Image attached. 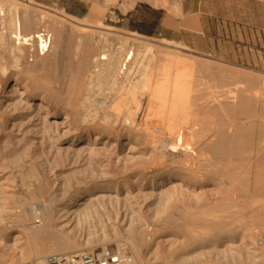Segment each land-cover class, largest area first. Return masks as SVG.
<instances>
[{"label":"rangeland","instance_id":"rangeland-1","mask_svg":"<svg viewBox=\"0 0 264 264\" xmlns=\"http://www.w3.org/2000/svg\"><path fill=\"white\" fill-rule=\"evenodd\" d=\"M14 2L44 16L47 49L0 45V264H31L34 240L53 253L124 245L137 264H264V0ZM126 52L123 73L108 74L101 56ZM169 56L193 92L184 128L194 136L175 153L166 121L153 115L163 130L150 137L121 124L124 71L133 77L142 59L157 74ZM25 87L35 95H19ZM47 219L53 236L36 237Z\"/></svg>","mask_w":264,"mask_h":264},{"label":"bare ground","instance_id":"bare-ground-1","mask_svg":"<svg viewBox=\"0 0 264 264\" xmlns=\"http://www.w3.org/2000/svg\"><path fill=\"white\" fill-rule=\"evenodd\" d=\"M20 10H21V13L19 12ZM42 20H44V16H42V15L37 16V15L30 14V12L28 11L27 8H25V7L21 8V6H19V4L17 2H14V0H0V45L2 47L9 45L10 50H16L18 52H22L21 50L26 49L27 47L31 48V47H34L37 45V49H39L41 51H43V50L46 51V49H47V47H46L47 46V38L45 37V34L42 32V30L37 29V26L35 24L36 21L38 23V22H41ZM48 22H49V20L46 19V21H44L45 25L43 24L44 28L46 29L45 31H46L47 36H48L50 28H51L50 24ZM50 36H51V34H50ZM117 53H118V51H117ZM41 54H43V52H41ZM128 54L129 53L126 52L123 55L122 59L116 53H108L107 55H102L101 59H103V61L102 60L101 61H102L103 68L106 69L107 73L111 75V73H113V70H114V65H116L115 66L116 70H119L121 73H123V68H122L123 64L127 67L126 60L129 62V60L132 59L133 53H130V55H128ZM169 55H172V54H169ZM166 58H168V57H166ZM169 58H170V56H169ZM135 59H136V57H135ZM170 59H171V61L175 62L174 65H172V63H171V65H170V63L168 64L167 62L170 60L167 59V61H166L167 64L163 63L164 65L162 66V70L159 69L161 72L159 73V71H158L157 74H156V72L154 73V71L152 69L150 70L148 68L149 65L147 63H149V60H147V59H146L147 63L145 62L146 65H144V66L142 63H140L142 59L140 60L139 64H137L138 62L136 63L139 66L141 64L143 67L140 69V67L138 66L137 70L134 71L135 74H133L134 75L133 77L128 76L129 75L128 74L129 69L126 72L124 71L123 80L126 81V86H129L128 88L126 87V89H125L126 93H124V94H128V97H126V101L124 102V104H126V105L130 104L131 108L128 107V110L126 111V113L122 117L121 124L125 125L127 128H136V126H137V128L142 127L144 133L148 134V136L150 137V136H154L155 133H157V131L159 132V129H160L158 127H155L156 125L151 124L152 120L150 118L153 115L156 116V117L153 116L156 119L158 117V120L153 119V121L156 120L155 124H162L160 122L166 121V123H168V125L171 127V128L169 127V129L164 127L167 130L166 134H169L170 136H175V138H176V143L172 142L171 144H169L168 149L170 150V153L171 152L175 153L176 148L179 145L181 146L183 144V148H182L183 150H186L189 148L188 142L183 143L184 139H186L185 138L186 134H190L191 136L192 135L194 136L193 133H190L191 128L189 129V132L186 129L187 127L184 128L186 126V121H187L186 119H187V117H189L188 116L189 114L187 113V111L189 110L188 112H190V109H189L190 106L188 103H190L189 102V100H190L189 94H190V91L192 92V90H191L192 85L189 82L190 78L188 79L189 76H188V73L184 67V65H186V64H180V62H181L180 56H179V60L176 59L178 62L180 61L178 63V65L176 64L177 63L176 60L175 61L172 60L174 58H170ZM164 60H165V58H164ZM101 61H100V63H101ZM151 61H154V60H151ZM181 65L184 68H181ZM178 66H180L181 70ZM124 70H125V68H124ZM126 70H127V68H126ZM99 75H100V72H99ZM13 80H16V81L18 80L16 75L14 76ZM152 80H154V81H152ZM191 82H193V81H191ZM5 84H6V82H5ZM89 84L86 85L87 89L89 88V86H88ZM113 84H114V82H113ZM113 92H114V90H113ZM138 93L140 95L146 93V98H147V102H146L147 104L144 107L145 109H144V111H142L143 112L142 114L140 113L142 115V117H140L139 123L135 121V115H137L136 113L140 109L139 105H141L140 99L136 96ZM19 95H21V96L27 95L29 97H32L33 95H35V93L33 92V90H29V89L27 90V88L25 87V88L20 90ZM38 95H39L40 100L50 101V99H51L50 96H48L45 93H40V94L38 93ZM121 106H122V104H121ZM103 107H105V106H103ZM123 108H125V107H123ZM191 111H193V108ZM47 113H51L50 115L52 116L54 114V111L48 110ZM46 116H48V115H46ZM205 120L208 121V119H206V117H205ZM201 121H203V119ZM67 122H68V118H67V115H65L63 117V121L60 124H65ZM192 122H193V120H192ZM195 123H194V126H195ZM199 123H200V121H199ZM205 123H206V121H205ZM189 124H190V122H189ZM189 124H187V125H189ZM200 124H202V123H200ZM151 125H154V127ZM204 126L205 125H203L202 127H204ZM206 126H207V124H206ZM202 127H201V129H202ZM161 129L163 130V127ZM202 133H205V132L202 131ZM88 134H90L88 131L78 133V134H74L72 136V140L75 142L76 141H82L83 139H85L88 136ZM199 135L201 136L200 133H199ZM98 138H99L98 134L97 133L94 134V140L93 141H96V139H98ZM201 138H203V137H201ZM148 143H150V142H148ZM196 157H197V154H196ZM167 159H168V157H167ZM172 163L174 164L175 162H172ZM190 164H191V161H190ZM176 165H177V163H176ZM154 176H155V174H154ZM172 187H173V180L168 179L167 182L163 183V185L161 187V191L165 192L167 190H170ZM81 199H84V196L77 195L70 200L69 205L78 204V203H80ZM75 213H77V210L73 209L72 207H68L65 211H63L62 214L64 216H66L67 214H71V215L74 214L75 215ZM61 219H63V218H61ZM36 229L37 230L34 231V234L36 235V237H38L39 235H43V237L53 236L50 232L53 230V227L50 225L48 219L43 220L40 227L39 228L36 227ZM56 239H58V238H56ZM58 241H59V239H58ZM124 243H125V241H124ZM63 246H65V245H63ZM60 247H62V245ZM90 249H92V247L79 249V248H76L72 242H68L66 244V247L59 249L58 252H60L64 255H72V254L78 253L79 250H90ZM29 250H30V257H29L30 260L29 259L28 260L31 262V264H41V262L43 261V259L45 258V256L47 254L54 252L52 249H51L52 251L47 249L44 246V244L43 245L41 244V242L39 240L30 241ZM134 257H135V260L137 262V258L135 255H134Z\"/></svg>","mask_w":264,"mask_h":264},{"label":"built area","instance_id":"built-area-1","mask_svg":"<svg viewBox=\"0 0 264 264\" xmlns=\"http://www.w3.org/2000/svg\"><path fill=\"white\" fill-rule=\"evenodd\" d=\"M41 264H137L134 255L124 246L90 249L72 255L50 253Z\"/></svg>","mask_w":264,"mask_h":264}]
</instances>
